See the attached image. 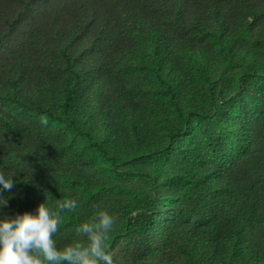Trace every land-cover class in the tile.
Segmentation results:
<instances>
[{
	"label": "trees",
	"instance_id": "16d2710c",
	"mask_svg": "<svg viewBox=\"0 0 264 264\" xmlns=\"http://www.w3.org/2000/svg\"><path fill=\"white\" fill-rule=\"evenodd\" d=\"M12 106L64 124L115 175L149 181L145 198L125 184L130 245L116 264H264V170L234 160L264 143V0H0V161L58 155L60 137ZM84 163L66 181L91 193ZM0 172L14 181L0 218L73 199L52 176ZM175 179L187 190L165 198L159 185ZM85 210L63 216L78 226Z\"/></svg>",
	"mask_w": 264,
	"mask_h": 264
},
{
	"label": "rangeland",
	"instance_id": "374dc122",
	"mask_svg": "<svg viewBox=\"0 0 264 264\" xmlns=\"http://www.w3.org/2000/svg\"><path fill=\"white\" fill-rule=\"evenodd\" d=\"M9 109L19 118L42 127L46 132L53 134L55 137H60L63 145L58 155L49 157L37 155L34 152L30 153L28 150H21L16 153L12 161H0V171L29 175L33 179H42V177L52 176L67 187L73 199L77 201L80 212L84 213L86 211L85 208L92 209L96 212L99 208L107 210L110 214L114 215L117 220L114 230L110 233L108 243L114 253V257L122 259L123 256L126 255L130 244L129 240L124 236L125 220L121 214L117 213V206L121 200H125L127 193L124 190L125 184L134 188L139 195L145 198L147 192L150 190L149 181L139 177H122L115 175L110 170L109 163L104 160L102 156L91 150L84 140L79 138L77 134L61 122L48 118V124L45 126L40 122V117L43 114L30 112L17 106H12ZM185 144L187 146H192V135L186 137ZM263 147L264 143L259 142L255 147V152L236 153L234 154V160L239 166H250L252 168H259L263 171ZM84 162H86V169L89 176L93 178L94 187L91 193L86 192L85 188L82 186L72 187V185L66 181V173L79 166H85ZM229 172L231 173L232 171ZM100 178L106 179V187H103L99 182ZM159 188L165 198L177 200L183 191L187 190L188 186L181 180L175 179L172 182L161 183ZM234 200L235 197L232 194L229 195V208L234 204ZM54 203L55 200L50 203L49 206L54 205ZM230 210L231 209H229V212L234 215L233 211ZM76 227L73 220L68 218V216H64V223L57 233V238H60L58 248H63L65 245L79 239L75 233ZM257 238L258 233L249 229L241 239L244 252L251 262L254 258L253 249L256 246Z\"/></svg>",
	"mask_w": 264,
	"mask_h": 264
},
{
	"label": "clouds",
	"instance_id": "9594fccd",
	"mask_svg": "<svg viewBox=\"0 0 264 264\" xmlns=\"http://www.w3.org/2000/svg\"><path fill=\"white\" fill-rule=\"evenodd\" d=\"M40 122L47 126V116L42 115ZM0 186V192L10 191L14 181L0 172ZM7 204L6 199L0 207ZM76 208L75 199L56 200L49 206L46 197L35 212L0 218V264H116L108 241L117 218L104 209L98 208L75 228L79 239L57 247L55 236L64 223L63 214Z\"/></svg>",
	"mask_w": 264,
	"mask_h": 264
}]
</instances>
